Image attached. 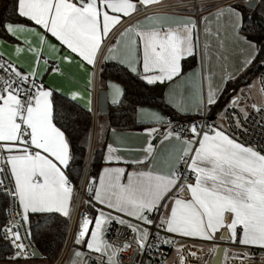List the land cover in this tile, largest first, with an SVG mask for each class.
I'll list each match as a JSON object with an SVG mask.
<instances>
[{"label": "snow or ice", "instance_id": "obj_1", "mask_svg": "<svg viewBox=\"0 0 264 264\" xmlns=\"http://www.w3.org/2000/svg\"><path fill=\"white\" fill-rule=\"evenodd\" d=\"M160 3L13 0L11 16L0 18V36L11 38L0 39V196L12 206L11 213L4 210L9 219L0 225L8 252L0 256L4 264H29L38 256L33 216L71 219L73 213L78 189L71 169L76 155L61 122L83 93L77 89L57 96L59 90L45 84L49 72L60 73L59 64L73 61L82 69L90 67L84 88L89 112L100 59L115 60L146 86L186 77L193 82L188 96H170L169 104L180 115L193 114L189 106L195 105L194 115L200 117L212 111L227 84L237 78L226 70L223 86L213 84L209 45L201 46L200 25L214 17L220 49L230 28L231 38L251 50L238 73L264 52V46L241 35L243 9L252 11L264 0H243V9L210 0L207 7L195 9L209 11L200 19L158 13L137 19ZM204 31L213 35L210 25ZM5 43L13 49L7 55L2 51ZM185 64L192 69L187 74ZM107 86L114 93L111 104L118 106L121 88ZM247 88L246 93L234 89L217 112L228 128L195 120L185 126L159 111L138 108L133 123L145 125L142 143L130 145L127 133L111 129L115 143L105 144L104 167L87 182L84 206L90 211L80 215L69 264H124L130 250L139 257L134 264H193L189 257L199 264H254L256 253L249 249H259L264 260V140L240 139L250 132L245 125L252 113L260 117L256 123L264 132V75ZM103 103L101 93L98 105ZM158 160L162 166L154 163ZM113 225L120 226L115 238ZM217 240L230 247L220 248ZM206 244L211 246L205 252Z\"/></svg>", "mask_w": 264, "mask_h": 264}, {"label": "trees", "instance_id": "obj_2", "mask_svg": "<svg viewBox=\"0 0 264 264\" xmlns=\"http://www.w3.org/2000/svg\"><path fill=\"white\" fill-rule=\"evenodd\" d=\"M12 2L13 0H0V18L7 19L11 16ZM241 8L243 9V6H241ZM245 10L247 9H243V11ZM245 17L244 30L241 32V34L247 35L248 39L255 41L258 45L264 46V28L260 25V22L264 23L263 18L255 11L253 14L251 13V15H245ZM248 17H250V19H248ZM3 37L4 36H0V38ZM261 58H264V52L260 53L259 57L253 61L252 65L249 66L247 71L238 79H236L234 83L229 82L227 84L225 91L220 96L218 104L212 107V111L210 113H207L211 120H214L213 118L216 117L217 112L223 109L226 104H228L229 98L233 94L234 89H239L242 86L248 85L251 78L258 75L259 72L264 68V64H261L260 62ZM189 69V66L185 64L184 72ZM107 78L114 79L122 84L124 88V94L122 97V102L118 106L109 104L108 113L99 115L90 177L98 176V173L100 172L103 165L102 154L104 144L102 143L100 133V120L103 116H105L108 122L109 129L122 131L137 129L141 126L139 123H133V121L136 119L134 109H138L139 106L144 105L158 106L173 119L179 121L195 119L197 117L178 116L174 109L166 104L163 98H157L156 93L158 87L156 85L146 86L133 74L123 69L122 65L113 62L105 63L101 71L100 84L104 79ZM56 95L60 96L61 94L56 93ZM73 103L75 106L71 108L69 118L66 121H62L61 123L64 126L66 135L72 142L73 151L76 155V160L73 162L71 169V178L73 179L74 184L77 185L79 184L82 176L83 167L90 145L92 124L90 112L79 103ZM7 203L8 200H6L3 196H0V225H2L7 220V215H5L4 211L7 207ZM58 222L59 218L55 220H47L46 218H41L38 216L32 217L33 243L39 252L48 256L52 261L58 257L61 250V240L59 243H57V246L55 242V226L58 224ZM45 223L48 225L47 228L42 227V225ZM62 229H65V225L62 226ZM5 244L6 242L0 239V256L8 255V252L4 247ZM0 262H3V260H0Z\"/></svg>", "mask_w": 264, "mask_h": 264}, {"label": "crops", "instance_id": "obj_3", "mask_svg": "<svg viewBox=\"0 0 264 264\" xmlns=\"http://www.w3.org/2000/svg\"><path fill=\"white\" fill-rule=\"evenodd\" d=\"M164 1H167V0H161V3ZM233 5H235V4H233ZM150 7H152V6H150ZM188 11L194 12V9H188ZM203 11H205V10H203ZM159 14H166V13H159ZM169 15L190 16V17H193L195 19H200V17L209 16V11H206V12L200 14L199 16H197V15H186V14H169ZM143 17L144 16L137 17V19H141ZM225 24H227V22H225ZM208 25H210L212 33H213V35H211V36L206 35L205 31H204L205 27ZM216 29H217V21L216 20L214 21V19L212 17H210L209 21L200 25L199 40H200L202 47L205 43H207L209 45L208 51H209L210 59H209V63H208V70L210 72L215 73V79L213 81V84L214 85H221L220 84L221 80H218V76L216 74V71H217V69H216L217 68V48H220L219 41L217 40L216 35H215ZM227 31L229 32V31H231V29H228ZM221 38H224L223 32L221 33ZM0 39H4L6 41L11 40L10 37H3ZM229 46H230V42L228 41V39H226L225 40L226 52L224 53L225 56L229 55L230 52H233V53H235V55L239 54L240 57H243L244 54H246V56H248L250 51H251L250 49H248V47L246 45H243V44H240L236 50H230V51L228 48ZM2 51L4 52L5 55H7V54L11 53L13 51V49L11 47H9L7 43H5ZM226 61H227V59H226ZM107 62L117 63L115 60H108V61L103 60V65ZM198 64H199V56L194 61L193 68L198 66ZM41 67L43 69L45 66L41 65ZM58 67L60 68V73H63V74L61 75L60 73L49 72V74H47L45 76V84L50 85L51 87L58 89L59 91L57 93H59V94H61V93L70 94L71 91L79 89L83 93V99L78 100L77 103H79L80 105H82L84 108L87 109L88 93L86 91H84V88L87 84L88 74L90 73L91 68L86 67V68L82 69L81 67H79L75 63V61H73L70 64H68V63L59 64ZM190 71H192V69H189L184 73L187 74ZM241 75H243V74H241V73L237 74L236 79H238ZM109 83L118 85L121 88L122 93L124 94V88H123L122 84H120L118 81L111 79V78L104 79L102 81V83L100 84V87H101V90H104L106 92L108 105L111 104V99H112V96L114 94L113 90L108 88V86H107ZM192 84H193V82L185 77V78H177V80L175 81L174 84H170L169 82H165L163 84L157 83L156 86L158 88L159 87L163 88L161 98H163L164 101L166 102V104L170 106L169 97L170 96H179V95H183V96L187 97L189 94V91L192 87ZM207 86H208V81L204 80L203 81V87H204L205 91L207 90ZM221 86H223V85H221ZM195 87L197 89H199L201 87V78H200L199 74H196V76H195ZM91 99H92V91H91ZM138 108H146L149 110L159 111L163 116L170 117L171 119H173L162 108H160L158 106L144 105V106H139ZM174 111H175V109H174ZM195 111H196L195 105L190 104L189 112L193 113V114L180 115L176 111L175 112L180 117H194ZM213 119H214L213 120L214 124H220L219 121H216L215 118H213ZM173 120H175V119H173ZM176 121H179V120H176ZM140 125L141 126L139 128L133 129V130H125V131L117 130V134L127 133V135L124 137L126 139V141L130 145H139L140 143H142L146 139V137L143 135V129H144L145 125H142V124H140ZM223 125L225 128H227L226 123H223ZM100 133H101L102 143L104 144L103 154H102V161H103V156L106 153L105 144L106 143H115V138L112 135L111 129L108 128V122H107L105 116H103L100 120ZM157 147H158V149H161V151L163 150L159 144H157ZM154 163L158 164L159 166L163 165V162L159 161V160L154 162ZM103 167H104V161H103L102 168ZM102 168H101V170H102ZM129 170H131V169L129 168ZM69 222H70V219L59 218V222L55 226L56 246H57V243H59L61 240V242H60L61 250H60L58 257L52 261V260H50V258L48 256L43 255L41 252H39V254H40L39 257H35L32 260H30L29 264H55V262L60 258V256L63 253L62 251H63V247H64V244L66 241V235L68 232ZM64 225H65V229H62V226H64ZM189 242L191 243V241H189ZM197 243H199V242H197ZM216 243L219 245L222 242L217 240ZM205 246H209V245L206 244ZM71 255H72V245L63 254V257L61 256V263L60 264H69V260H70ZM168 255L170 258L172 256V253L170 252ZM0 264H4V261L0 262Z\"/></svg>", "mask_w": 264, "mask_h": 264}, {"label": "built area", "instance_id": "obj_4", "mask_svg": "<svg viewBox=\"0 0 264 264\" xmlns=\"http://www.w3.org/2000/svg\"><path fill=\"white\" fill-rule=\"evenodd\" d=\"M217 3H231L235 4L238 2H243V0H215ZM210 3V0H167L162 3H160L157 6H152L149 7V10L147 12H141L140 16H145L148 14H159V13H166V14H186V15H197L199 16L200 14L206 12L205 11H197L195 10L198 7H207ZM188 9H194V12L188 11ZM103 68V59H100L98 63L96 64V78L94 81V84L92 86V111L90 112L91 114V137H90V145L89 149L87 152L85 164L83 167V172L82 176L80 179L79 184H75L76 188L78 191L74 195V207H73V213L72 217L69 222L68 226V232L66 235V241L63 247V254L69 249V247L72 245V238L73 234L75 233L78 225V221L80 218L81 213L84 211L88 210L84 206V200L86 198V189H87V182L90 178V169H91V164H92V159H93V153H94V146H95V139H96V132H97V124H98V119L100 115V110H99V105H98V98H99V93L101 90L100 87V76H101V71ZM264 75V68L259 72L258 77ZM229 112H232V109H228ZM249 111H251L249 109ZM260 117L255 115V113H252V115L249 117V120L247 124L245 125L250 129V132L247 136H240L241 140H247L248 142L251 143H259L261 140H264V132H261L260 128L257 126V121H259ZM173 120V119H172ZM206 121L209 124H214L213 120L210 119L209 115L206 113L204 116L196 117L195 119H189V120H182V121H176L177 124L179 123H184L185 126H187L188 122L191 121ZM226 127L228 128L229 122L225 121ZM95 133V134H94ZM6 209L8 210L9 213L12 212V206L10 202L8 201ZM89 211V210H88ZM7 219H9V215H7ZM120 228L119 225H114L113 227V238H115V232ZM211 246L210 244H208ZM218 245V244H217ZM205 246V252L207 251V247ZM230 247L229 245L225 243L219 244V247ZM36 248V247H35ZM193 251H196L197 249H192ZM250 252H255L256 255L254 256V264H264V260H262L260 256V250L259 249H249ZM170 253V252H169ZM168 253V254H169ZM61 256L60 258L55 262V264H60L61 263ZM138 254L133 252V251H128L127 253L124 254V264H134V262L138 259ZM147 257H145L146 259ZM189 259L193 262V264H199L198 261H196L194 258L189 257Z\"/></svg>", "mask_w": 264, "mask_h": 264}, {"label": "rangeland", "instance_id": "obj_5", "mask_svg": "<svg viewBox=\"0 0 264 264\" xmlns=\"http://www.w3.org/2000/svg\"><path fill=\"white\" fill-rule=\"evenodd\" d=\"M235 5L238 6V7H241V6H243V2L235 3ZM254 11L256 13L260 14V16L264 20V5H258L252 11L245 10L244 11V13H245L244 15H247V14H250L251 15V13L253 14ZM212 18L215 21V18L214 17H212ZM225 22H227V20H225L224 23ZM231 31L228 32L229 33L228 41L230 42V46L228 47L229 48V51L230 50H236L237 47L240 45L237 41H235L233 38H231V35H230L231 34ZM225 52H226V49L225 48L224 49L217 48V68H216L217 71H216V74L218 76V80H221V77L225 75V71L226 70H227V72L232 73L234 75L239 74L237 72V69L240 68L241 61L244 59V57H247L246 54H244L243 57H240L239 54H236L235 55V53H233V52H230L229 55L225 56V54H224ZM218 57H219V59H218ZM225 57H227V61H226ZM245 72L246 71H244L241 74H244ZM257 78H258V75L252 77L248 85H251ZM220 84H221V81H220ZM241 88L244 89L245 93L248 91L247 85L246 86H242ZM241 88H239V89H241ZM258 88H259V84H257L256 88H253L252 89V94L254 96L256 95V92H257V89ZM237 94H241V93H237ZM243 103L244 102L241 101V104L242 105H243ZM249 103H251V101H249ZM215 119H216V121H219V123H225V121L220 120L217 115H216Z\"/></svg>", "mask_w": 264, "mask_h": 264}, {"label": "water", "instance_id": "obj_6", "mask_svg": "<svg viewBox=\"0 0 264 264\" xmlns=\"http://www.w3.org/2000/svg\"><path fill=\"white\" fill-rule=\"evenodd\" d=\"M260 25L264 28V23L260 22ZM162 92H163V88L159 87L156 93L157 98H161L162 97ZM101 93H103L104 96V103L102 105H99V110H100V114H107L108 113V102H107V95L106 92L104 90H100L99 93V97L101 96ZM114 227V225H113ZM220 248H223L222 246ZM37 250V249H36ZM38 256L39 257V251L37 250Z\"/></svg>", "mask_w": 264, "mask_h": 264}, {"label": "bare ground", "instance_id": "obj_7", "mask_svg": "<svg viewBox=\"0 0 264 264\" xmlns=\"http://www.w3.org/2000/svg\"><path fill=\"white\" fill-rule=\"evenodd\" d=\"M95 134V133H94Z\"/></svg>", "mask_w": 264, "mask_h": 264}]
</instances>
